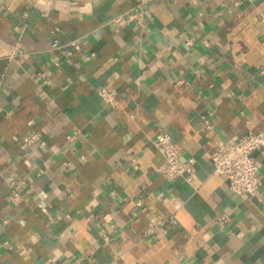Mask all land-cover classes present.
<instances>
[{"label":"crops","instance_id":"crops-1","mask_svg":"<svg viewBox=\"0 0 264 264\" xmlns=\"http://www.w3.org/2000/svg\"><path fill=\"white\" fill-rule=\"evenodd\" d=\"M136 9L144 26L115 22ZM262 13L264 0H0V264H264V147L261 200L210 160L264 131ZM161 130L196 158L192 182L157 171Z\"/></svg>","mask_w":264,"mask_h":264},{"label":"built area","instance_id":"built-area-1","mask_svg":"<svg viewBox=\"0 0 264 264\" xmlns=\"http://www.w3.org/2000/svg\"><path fill=\"white\" fill-rule=\"evenodd\" d=\"M238 4L239 2L237 1L236 5ZM260 17L264 22V13ZM115 22L135 23L138 26H144V12L136 9L127 14L118 15L115 17ZM99 94L107 103H117V91L115 89H109L104 86L99 89ZM1 112L2 110L0 109V114ZM155 145L163 156V161L157 169L163 177L169 181H174L181 177L188 182L193 181L197 160L193 155L187 157L181 155L179 147L170 132L159 131L155 138ZM262 147H264V131L250 130L240 137L226 140L211 154L210 160L214 173L224 175L232 191L243 197H258L261 200L260 162L254 153ZM135 168H138L137 164ZM136 204L142 206V200L139 199ZM174 222V218L165 221L151 220L146 233L152 234L157 231H168ZM77 264L91 263L79 261Z\"/></svg>","mask_w":264,"mask_h":264}]
</instances>
